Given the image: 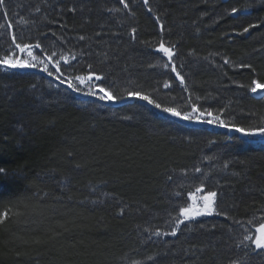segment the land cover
I'll return each mask as SVG.
<instances>
[{"label":"trees","instance_id":"16d2710c","mask_svg":"<svg viewBox=\"0 0 264 264\" xmlns=\"http://www.w3.org/2000/svg\"><path fill=\"white\" fill-rule=\"evenodd\" d=\"M125 3L6 0L13 28L0 16V58L14 34L39 42L44 58L69 56L73 76L103 75L114 95L195 103L228 127L183 124L136 99L61 94L39 72L0 70V167L18 174L0 177V264H264V250L244 239L264 223V151L229 130L264 124V96L250 94L252 80L264 83V2ZM161 40L175 46L184 85L163 68ZM200 187L217 192L219 214L163 235Z\"/></svg>","mask_w":264,"mask_h":264},{"label":"snow or ice","instance_id":"6c2138e0","mask_svg":"<svg viewBox=\"0 0 264 264\" xmlns=\"http://www.w3.org/2000/svg\"><path fill=\"white\" fill-rule=\"evenodd\" d=\"M143 2L147 5L149 0H143ZM262 2H264V0H262ZM120 3L124 5V8H128V4L125 3V0H120ZM72 11H75V9H72ZM148 11L151 12V8H149ZM231 11L235 14L238 10L233 8ZM241 14H250V10H241ZM0 16H3L5 20L8 21L6 27L11 30L13 28V22L10 19V10L7 7L6 0H0ZM157 19L159 18L157 17ZM3 27H5V25L0 24V28ZM161 31H163V25H161ZM243 31L248 32L249 29L244 28ZM132 32L134 34L136 30L132 29ZM80 39L83 40L85 38L81 36ZM11 41L14 45V49L0 58V70L12 71L36 69L46 73L48 77H53L54 81H58L60 86H65L66 90H70L71 93L94 98L98 102L114 104L124 99H136L146 102L147 105L159 110L161 113L183 122L228 127L224 119L221 118L222 113H213L212 111H208L197 106L195 103H189L184 108L164 106L161 102H157L153 99L149 94L139 90L128 91L126 96L114 95L113 91L103 85L102 81L105 77L101 74L89 71L87 75L73 76L70 73L66 74L63 72L61 70V64L64 66L70 65V61L67 56L63 54L58 55L56 51H52L51 54H45L44 59H40L39 53L34 54V49H40L41 53H44V50L39 42L35 45L30 43L21 44L17 42V37L14 34L11 37ZM174 47V45L165 46V42L161 40L158 47L155 48V51L162 54L160 57L161 59L167 58V63L163 64V68H170L179 83L184 85L185 78L179 71H177V65L174 63V57L176 56V53L173 50ZM25 54L27 58H24ZM75 59L76 57L72 56V60ZM224 63L227 64L228 60L225 59ZM88 67L91 69L92 66L89 65ZM52 82L53 81L49 82L50 86ZM163 87L169 88L171 85L170 83L165 82ZM184 90L187 91V88L185 87ZM250 91L253 94H257L258 92L264 93V83L252 80ZM125 119L129 118L125 117ZM229 130L239 134L236 139H238L242 144L258 142L261 150L264 151V124L249 127H241L233 124ZM196 171L200 172V169L197 168ZM16 175L18 174L10 173L5 168L0 167V177H14ZM169 179H171V177H169ZM196 192L204 193L203 187L197 188ZM216 197L217 192L215 191H208L202 194L199 199L197 198L196 193L190 192L188 194V199L192 201V204L179 208V216L182 217V219L178 218L175 223V227H173L170 232L163 233V235H171L175 237L182 225L187 226L188 222L194 221L197 217L213 215V213L216 212ZM123 214L124 210L121 209L120 215L122 216ZM0 216L6 218L7 212L0 213ZM199 227L203 229L204 225L200 224ZM256 232L259 234L256 238L246 235L244 239L251 241V244L254 245V251H257L258 253L259 250H264V223L260 224V226L256 229ZM154 234L160 236L161 232L157 230ZM233 264H235V262H233Z\"/></svg>","mask_w":264,"mask_h":264},{"label":"rangeland","instance_id":"374dc122","mask_svg":"<svg viewBox=\"0 0 264 264\" xmlns=\"http://www.w3.org/2000/svg\"><path fill=\"white\" fill-rule=\"evenodd\" d=\"M13 49H14V47H13ZM13 49H11V50H13ZM10 52V51H9ZM39 52H38V50L37 49H34V54H38ZM40 54V53H39ZM65 56H67V55H65ZM68 58H69V61H70V63H71V58L69 57V56H67ZM24 58H27V56H26V54H25V56H24ZM39 58L40 59H44V57H42L41 55H39ZM61 70H63L66 74L68 73L67 71H68V66H64L63 64H61ZM4 71V70H3ZM21 71H33V72H39L40 74H44V75H46L47 76V74L46 73H43V72H41V71H39V70H36V69H30V70H21ZM53 82L51 83V86H52V88L56 91V92H58V93H61V94H71V92H70V90H66V87L65 86H60L59 84H58V81H54V78L53 77H49ZM250 94L252 95V96H254V97H256V98H261V97H263L264 96V93H262V92H258L257 94H253V93H251V91H250ZM83 96V95H82ZM84 97H87V96H84ZM89 98V97H88ZM107 104H113V103H107ZM175 119V118H174ZM177 122H180V123H183V124H189L190 122H183V121H180V120H178V119H175ZM194 193H196V196H197V198L199 199V197L202 195V194H204V193H197V192H194ZM192 204V201L191 200H189L188 199V204H187V206H189V205H191ZM199 206V205H198ZM215 212L213 213V215H211V216H201V217H197L194 221H192V222H188L187 223V225H189V224H191V223H194V222H197V221H200V220H204V219H207V218H210V217H213V216H215ZM182 219V217H180L179 216V214H178V216H177V219ZM177 219L175 220V222H174V227H175V223H176V221H177ZM182 226H184V225H182ZM181 226V227H182ZM171 229H172V227H171ZM259 234L255 231V234H254V238H256L257 236H258Z\"/></svg>","mask_w":264,"mask_h":264}]
</instances>
